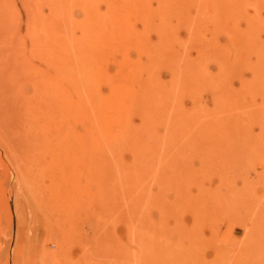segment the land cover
<instances>
[{
	"label": "rangeland",
	"instance_id": "obj_1",
	"mask_svg": "<svg viewBox=\"0 0 264 264\" xmlns=\"http://www.w3.org/2000/svg\"><path fill=\"white\" fill-rule=\"evenodd\" d=\"M0 69V264H264V0H0Z\"/></svg>",
	"mask_w": 264,
	"mask_h": 264
},
{
	"label": "bare ground",
	"instance_id": "obj_2",
	"mask_svg": "<svg viewBox=\"0 0 264 264\" xmlns=\"http://www.w3.org/2000/svg\"><path fill=\"white\" fill-rule=\"evenodd\" d=\"M60 69H61V67H60ZM62 70V69H61ZM2 70L0 69V73H2L1 72ZM4 72V71H3ZM65 75L68 77V79H67V81H68V83L70 84V86L74 89H76V88H78V79H77V77L73 74V72H72V70L70 71V70H66L65 72ZM2 74H4V73H2ZM2 74H0V80L1 79H3L4 77H3V75ZM5 76H6V74H5ZM7 77V76H6ZM5 77V78H6ZM9 77H7L6 79H5V82H7L8 81V83H10L9 81V79H8ZM0 85H1V82H0ZM3 86H4V84H2ZM8 85H10V84H7L6 83V86L8 87ZM3 86H2V88H3ZM11 86V85H10ZM9 86V87H10ZM12 87H13V85H12ZM5 88V87H4ZM3 88V89H4ZM6 89V88H5ZM0 91H1V87H0ZM7 91H9L8 89H7ZM6 90H5V92H7ZM47 90H43L42 88L41 89H38V91H36L34 94H33V99H34V107H33V110L32 111H30L31 112V114H32V117H31V119H29V117L27 118V120H25V119H22V120H19V119H21V116L22 115H20L19 117H14V115L12 116L14 119L15 118H19L18 120L16 119V123H15V125H17L16 127L20 130H18L17 128H13L11 131H13L14 133L16 132V134H19L18 133V131L19 132H23V133H25V131H26V133L25 134H28V132H33V131H35V133L36 132H38V131H43L45 128H44V122L45 121H48V119H50V118H53L52 117V114H51V110L52 111H55L54 109H56L57 110V112H56V114H57V117L55 118V119H61L62 117H63V113H64V110L62 111V109H61V105L59 104V102H57L58 100H56L55 98L56 97H54L53 95L55 94L54 93V91H51V93H52V96H50V94H48L47 92H46ZM4 92V91H3ZM10 92V91H9ZM0 93H2V92H0ZM12 93H14V92H12ZM57 93H59V91L57 92ZM56 93V94H57ZM3 94H6V93H3ZM2 94H0V100H2L3 101V103H6V104H3L2 103V105H6V106H8L9 104L11 105V101L9 102V98L7 99L6 97H12V96H15V94L14 95H12L11 94V92H10V95L9 96H7V94L6 95H2ZM4 96H5V98H4ZM14 98V97H13ZM13 98H10V100H14ZM6 99V100H5ZM5 100V101H4ZM17 100V99H16ZM1 102V101H0ZM16 102H18V101H16ZM8 103V104H7ZM15 103V102H14ZM9 105V106H10ZM23 105V104H22ZM27 105V104H26ZM5 106V107H6ZM9 106L8 107H6V108H8V110H9ZM24 106V105H23ZM11 107H12V105H11ZM11 107H10V109H11ZM1 108H3V107H1ZM0 108V109H1ZM26 108H27V106H26ZM17 109V111L19 112V110H18V108H16ZM15 109V110H16ZM21 111H23V109H24V107L22 108V106H21ZM31 108H29V110H30ZM2 110V109H1ZM0 110V111H1ZM6 111H7V109H5ZM13 111H14V108L12 109ZM29 110H28V114H29ZM48 110H50V111H48ZM5 111V112H6ZM11 111V110H10ZM9 111V112H10ZM16 111V112H17ZM26 111H27V109H26ZM25 111V112H26ZM2 112V111H1ZM12 112V111H11ZM10 112V113H11ZM16 112H12V113H16ZM17 112V113H18ZM24 112V111H23ZM20 113H22V112H20ZM19 113V114H20ZM4 114V113H3ZM3 114H2V117H5V118H8V116H5V115H7V114H5L4 116H3ZM18 114V115H19ZM23 114V113H22ZM8 115H10L11 116V114H8ZM17 114H15V116H16ZM17 115V116H18ZM24 115H25V113H24ZM26 115H27V113H26ZM55 115V114H54ZM28 116V115H27ZM26 116V117H27ZM1 117V118H2ZM53 118V119H54ZM52 119V120H53ZM50 121V120H49ZM55 121V120H54ZM25 122V123H24ZM69 122V121H68ZM5 123V122H4ZM10 123V122H9ZM11 123H12V120H11ZM10 123V124H11ZM46 123V122H45ZM7 124V123H6ZM5 124V125H6ZM47 124V123H46ZM65 124V123H64ZM14 125V126H15ZM23 125H25L24 126V128H21V127H23ZM67 125H68V123H67ZM70 125V124H69ZM7 126V125H6ZM11 126H13V124L11 125ZM74 126V125H73ZM5 129V128H4ZM16 129V130H15ZM8 132H10L11 133V131L9 130V128L8 129H6ZM18 130V131H17ZM22 130V131H21ZM1 131H2V129H1ZM71 131V130H70ZM12 132V133H13ZM65 132V131H64ZM9 133V134H10ZM31 134V133H30ZM42 134V133H41ZM8 135V134H7ZM11 135V134H10ZM37 134H35L34 136H36ZM9 136V135H8ZM16 136V135H15ZM44 136V135H43ZM12 137V136H11ZM20 136H18V138H19ZM10 138V137H9ZM32 138V137H31ZM30 138V139H31ZM11 139V138H10ZM10 141V140H9ZM14 142V141H13ZM11 143V142H10ZM17 143V142H16ZM25 143V142H24ZM11 145V144H10ZM25 145V144H24ZM23 145V146H24ZM28 145H29V143H28ZM26 147V146H25ZM19 148V147H18ZM17 148V149H18ZM30 149V148H29ZM34 150V149H33ZM22 151V150H21ZM35 155V154H34Z\"/></svg>",
	"mask_w": 264,
	"mask_h": 264
}]
</instances>
